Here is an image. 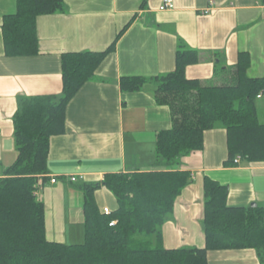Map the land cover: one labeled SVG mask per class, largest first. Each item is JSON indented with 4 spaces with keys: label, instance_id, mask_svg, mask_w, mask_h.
<instances>
[{
    "label": "crops",
    "instance_id": "0c3cea01",
    "mask_svg": "<svg viewBox=\"0 0 264 264\" xmlns=\"http://www.w3.org/2000/svg\"><path fill=\"white\" fill-rule=\"evenodd\" d=\"M173 2L172 10L159 11L162 0H62L61 12L36 20L37 54L12 57L5 54L1 24L15 14L16 0H0V177L17 160L13 117L22 102L61 97V56L104 52L115 42L67 105V131L49 142L48 173L36 196L45 207L50 242H83L81 184L100 183L106 174L169 170L156 167V136L170 129L171 117L155 102L153 79L174 70L180 47L198 52L199 62L186 67L185 77L203 86L233 83L240 53L250 60L248 78L264 76L262 0ZM136 76L143 79L140 89L122 91L121 79ZM255 106L264 125V94ZM228 152L225 129L216 125L204 132L200 151L170 169L187 172L189 183L161 227L163 248H204L205 178L227 188V207H264V163L229 164ZM103 189L95 191V203L111 212ZM207 264H264V250L209 251Z\"/></svg>",
    "mask_w": 264,
    "mask_h": 264
},
{
    "label": "trees",
    "instance_id": "16d2710c",
    "mask_svg": "<svg viewBox=\"0 0 264 264\" xmlns=\"http://www.w3.org/2000/svg\"><path fill=\"white\" fill-rule=\"evenodd\" d=\"M61 1L16 0L15 14L1 24L5 54H37L36 20L61 12ZM114 45L100 53L63 54L61 97L25 99L15 113L17 160L0 177V264H207L209 251L264 250V207H227V188L209 178L203 184L204 248H163L161 227L189 183L187 172L170 169L180 157L202 149L205 131L216 125L225 129L229 164L237 157L264 163V125L255 106L264 94V76L248 78L250 60L240 53L233 83L203 86L185 77L199 54L184 47L175 52L174 70L153 79L155 102L167 106L171 117L170 129L156 136V167L169 170L106 174L100 183L81 184L83 242L65 245L47 239L45 207L36 191L46 181L50 139L67 131V105ZM142 83L137 76L122 78L120 88L135 92ZM100 187L116 199L117 209L109 214L95 203ZM112 221L116 223L109 226Z\"/></svg>",
    "mask_w": 264,
    "mask_h": 264
},
{
    "label": "built area",
    "instance_id": "2783aa9c",
    "mask_svg": "<svg viewBox=\"0 0 264 264\" xmlns=\"http://www.w3.org/2000/svg\"><path fill=\"white\" fill-rule=\"evenodd\" d=\"M174 8V2L173 0H162V3H161V6L159 7V11H165V10H172ZM260 97V96H259ZM240 158L237 157L235 160H234V164H237L239 162ZM79 179H82V177H80ZM77 178L76 177H70L69 178V181L70 182H76ZM50 182L52 184H54L56 182V179L55 178H52L50 180ZM103 213L104 214H109L110 211L107 209V208H104L103 209ZM116 222L112 221L109 226H114Z\"/></svg>",
    "mask_w": 264,
    "mask_h": 264
},
{
    "label": "rangeland",
    "instance_id": "374dc122",
    "mask_svg": "<svg viewBox=\"0 0 264 264\" xmlns=\"http://www.w3.org/2000/svg\"><path fill=\"white\" fill-rule=\"evenodd\" d=\"M38 191V190H37ZM36 191V192H37ZM104 194H106V202L111 212L117 209V202L112 193H110L107 189H103Z\"/></svg>",
    "mask_w": 264,
    "mask_h": 264
},
{
    "label": "water",
    "instance_id": "95a60500",
    "mask_svg": "<svg viewBox=\"0 0 264 264\" xmlns=\"http://www.w3.org/2000/svg\"><path fill=\"white\" fill-rule=\"evenodd\" d=\"M252 207H255V205H253Z\"/></svg>",
    "mask_w": 264,
    "mask_h": 264
}]
</instances>
